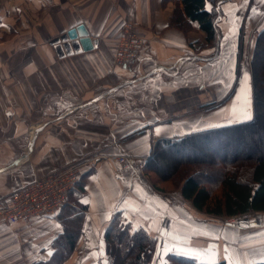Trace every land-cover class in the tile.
Wrapping results in <instances>:
<instances>
[{
    "label": "crops",
    "instance_id": "crops-1",
    "mask_svg": "<svg viewBox=\"0 0 264 264\" xmlns=\"http://www.w3.org/2000/svg\"><path fill=\"white\" fill-rule=\"evenodd\" d=\"M174 7L162 0H0V124L26 123L30 130L0 132V197L69 163L83 165V188L70 196L71 208L29 224L0 223V264L47 261L63 230L60 221L78 213L79 235L65 264L104 263L103 233L116 212L152 236L168 232L173 245L192 244L183 239L192 222L179 221L177 192L169 199L158 196L145 182L148 175L122 172L115 158L144 161L160 139L237 119L233 109L228 117L233 92L220 103L242 68L240 52L252 47L245 37L254 38L264 27V0L218 1L214 57L200 48L204 34L194 23L187 32L169 26ZM126 23L144 46L137 61L119 68L114 47ZM80 25L96 42L93 48L59 56L50 41ZM246 106L251 108L249 100ZM23 138L26 144H19ZM173 209L175 216L169 215ZM179 226L186 231L178 232ZM232 230V241L218 236L212 259L188 248L186 255L205 264L264 261V223ZM229 248L233 258H222Z\"/></svg>",
    "mask_w": 264,
    "mask_h": 264
},
{
    "label": "trees",
    "instance_id": "trees-1",
    "mask_svg": "<svg viewBox=\"0 0 264 264\" xmlns=\"http://www.w3.org/2000/svg\"><path fill=\"white\" fill-rule=\"evenodd\" d=\"M169 1L175 2L169 26L187 32L192 30L194 23L197 30L204 34L205 46L214 49L217 37L214 24L216 14L212 10L215 8L209 7L208 0H162V4ZM217 1L219 0H210L212 3ZM249 77L252 104V117L249 120L160 139L143 161L144 174L151 172L162 181L174 182V186H179L181 198L190 202L197 212L223 218L252 211L264 212V150L252 155L250 151L258 146L256 143L250 144L251 139H264V27L255 36ZM241 146L245 150H241ZM161 147L167 151L158 152ZM187 149L195 152L200 160L196 157L188 160L184 153ZM201 149L209 153L206 155L207 159L204 154L199 153L198 150ZM214 160H220L217 162L218 167L214 165ZM82 188L83 176L80 174L78 182L59 211L68 207L72 193ZM78 214L60 221L63 230L54 240V251L50 258L32 264L67 262L79 235L82 216ZM103 239L104 264H152L158 247L154 236L135 226L130 220L123 219L121 212L112 215L104 229ZM170 259L174 264H205L184 255H170ZM212 264L227 263L219 261ZM253 264H264V261Z\"/></svg>",
    "mask_w": 264,
    "mask_h": 264
},
{
    "label": "rangeland",
    "instance_id": "rangeland-1",
    "mask_svg": "<svg viewBox=\"0 0 264 264\" xmlns=\"http://www.w3.org/2000/svg\"><path fill=\"white\" fill-rule=\"evenodd\" d=\"M175 3V2H173ZM218 3V1L215 3L210 2V0H208V4L209 7H215L216 4ZM215 14H217V10L215 11ZM218 16V15H217ZM217 19V18H216ZM136 36V35H135ZM218 36V33H217ZM246 36V35H245ZM253 35H250L245 38H247L248 40V45L247 47H250L251 43H252V47H250L249 49H245V51H241L240 55H241V62H242V68L241 70L238 71L236 70L235 73L236 75H233V84L230 86V90H228L226 92V96L225 99L222 100V104L226 103L230 97H232V93H234V100L233 103H235L232 108L230 110H228V117H229V113L230 111L236 110L238 112V117L237 119L235 118H229L228 121H226L225 125H219L217 127L220 126H226L229 124H233V123H237V122H242V121H247L252 117V111L250 106H246V104H248V100H249V105L251 104V90L249 88L250 86V77L247 73V70L244 69V67L247 65L246 60L249 59V65H250V58H251V52H252V48H253V44L255 41V36L254 38L252 37ZM137 37V36H136ZM138 38V37H137ZM219 44V40L218 37H216V44L215 47L217 45L218 47ZM215 47L214 49H209L205 46V50L207 52H205V54H209L210 57H214L215 55ZM218 50V49H217ZM199 51L195 52L194 55H198ZM140 53H138L139 55ZM135 61H137V57L128 65L131 66L132 63H134ZM133 77H135V75H133ZM230 93V94H229ZM26 119V118H25ZM21 120V119H19ZM28 130V132H30V130L28 129V125L26 123H20V122H7V123H3L0 124V132H2V134H10V133H15V132H20L25 134L26 131ZM182 136V135H181ZM26 137V135H25ZM19 144H26V139H19L17 141ZM252 143H256L258 144V146H256V148L254 150H250L251 151V155L252 154H257V152H261L262 150H264V139L260 138V137H255L253 139L250 140V144ZM198 144V141L197 143ZM200 144V142H199ZM233 150V149H232ZM232 150H229L230 152H232ZM241 150H245L244 147L241 146ZM162 151V152H166V149H163L162 147L160 148V150L158 149V152ZM200 154H204L206 158V155H209V153L206 150H198ZM184 153L187 155V159L188 160H193L195 157L197 158V154L195 152H190L188 149L184 150ZM208 153V154H206ZM193 154V155H192ZM230 157V156H229ZM207 159V158H206ZM197 160H200L197 158ZM222 160V159H221ZM218 161L220 160H214V165L218 167ZM225 161V160H222ZM196 163V162H195ZM146 175H148V178L145 180L148 181L151 185H153L154 187H156V189L158 191H160L161 194H158V196L164 197L166 198H170L171 196L176 195L177 192V199L179 202V207H178V218L179 221L183 222V218L185 220H189L190 222H192L191 226H189V231H188V237L184 236L183 239H191V245H173V237L168 233V232H163L160 236H154L157 239V243H158V247L157 250L154 254V258H153V262L152 264H174V262L170 259V255H186V248H188L189 251H193L194 253H196L198 256H205L207 259H212L214 257V255H216V253L218 252V246H217V241H218V236L221 234L222 238L224 239H229V241H232L234 239V234H232L231 232H234L232 230V227H238V228H242V229H255L257 227H261L262 224L264 223V212H257V211H252V212H248L246 214H241V215H234V216H238L240 217V221L237 223V221L233 220V222H231L230 224L227 223V221H229L232 218H223V217H215V216H210L201 212H197L190 204V202L185 201L181 198L180 196V190H179V186H174V182L172 181H162L158 176L154 175L153 173H147ZM155 193V192H154ZM174 203V202H173ZM194 210V212H192V215H190L188 212ZM169 215L175 216V209L173 210H169ZM180 216V217H179ZM191 216V217H190ZM165 217V215H164ZM182 218V219H180ZM124 219V218H123ZM164 220L166 221V223L164 225L169 226V222L171 224V221L169 219L164 218ZM174 220V219H173ZM225 225H230L232 227H228ZM260 225V226H259ZM182 229H184L186 231L187 227L184 226V228H182V226H179V228L177 229V231H181ZM234 229V228H233ZM245 233V232H244ZM228 244H233L232 242L228 243ZM181 248L182 250L177 251V249ZM230 248L229 250L224 254V250L223 252L221 251L220 256L224 259L229 260V258H233V253H230ZM218 254V253H217ZM232 255V256H231ZM100 263V260L97 261V263ZM105 263V261H102ZM103 263V264H104Z\"/></svg>",
    "mask_w": 264,
    "mask_h": 264
},
{
    "label": "built area",
    "instance_id": "built-area-1",
    "mask_svg": "<svg viewBox=\"0 0 264 264\" xmlns=\"http://www.w3.org/2000/svg\"><path fill=\"white\" fill-rule=\"evenodd\" d=\"M143 41L137 38L129 23L120 32L114 47L113 63L116 67L126 68L143 49ZM122 172L143 170V160L119 155L115 158ZM81 166L69 163L27 183L22 188L0 197V223L15 225L29 224L40 219L53 218L65 204L69 192L78 182ZM227 223L240 221L231 216ZM241 222V221H240Z\"/></svg>",
    "mask_w": 264,
    "mask_h": 264
},
{
    "label": "water",
    "instance_id": "water-1",
    "mask_svg": "<svg viewBox=\"0 0 264 264\" xmlns=\"http://www.w3.org/2000/svg\"><path fill=\"white\" fill-rule=\"evenodd\" d=\"M218 37V36H217ZM219 40V37H218ZM60 41H63L62 45V53L61 49L58 47V44H60ZM96 42H92L91 39L88 36L87 31L84 29L83 26H77L75 29H71L66 32L63 36L60 38H54L52 41H50L51 45H55V48L57 50V53L59 56H62L63 54H72V53H79L82 51H89L93 48V45H95ZM217 45L215 47V54L217 53ZM39 130V127L35 129V131L32 134L31 142L36 135L37 131Z\"/></svg>",
    "mask_w": 264,
    "mask_h": 264
}]
</instances>
